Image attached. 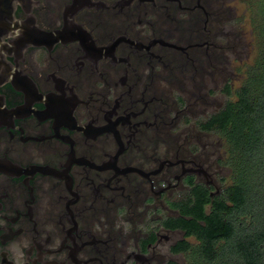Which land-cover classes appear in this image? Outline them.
Segmentation results:
<instances>
[{"label":"flooded vegetation","instance_id":"obj_1","mask_svg":"<svg viewBox=\"0 0 264 264\" xmlns=\"http://www.w3.org/2000/svg\"><path fill=\"white\" fill-rule=\"evenodd\" d=\"M232 14L231 0L16 4L0 31V264L184 262L179 198L221 191L197 122L246 65Z\"/></svg>","mask_w":264,"mask_h":264},{"label":"trees","instance_id":"obj_2","mask_svg":"<svg viewBox=\"0 0 264 264\" xmlns=\"http://www.w3.org/2000/svg\"><path fill=\"white\" fill-rule=\"evenodd\" d=\"M243 1L249 3L255 59L235 98L197 122L217 137L224 149L217 163L230 177L219 193L211 195L200 183L179 198V252L188 257L179 264H264V0ZM227 91L233 93L230 86Z\"/></svg>","mask_w":264,"mask_h":264},{"label":"rangeland","instance_id":"obj_3","mask_svg":"<svg viewBox=\"0 0 264 264\" xmlns=\"http://www.w3.org/2000/svg\"><path fill=\"white\" fill-rule=\"evenodd\" d=\"M233 21H236L232 24L235 30V33H240L239 36L242 37L243 45L245 48L242 50V57L245 59V64L243 67H240V63L237 62V70L232 72V82L234 84L232 91L233 93H226L222 91V86L213 84L211 87L212 100L214 104L212 105V111L220 109L228 100L235 98V91L243 83L246 71L249 65H251L255 59L257 53L256 40L253 33V27L250 20V11L249 3L244 2L243 0H231ZM216 146V155L215 159L224 155V149L219 146L217 137H214ZM213 170L222 177L220 182H218V188L222 189L223 185L229 181L230 170L224 166L215 163ZM182 237V233H179V239ZM189 240L195 242L194 237H189ZM187 255L185 253L179 254V261H186Z\"/></svg>","mask_w":264,"mask_h":264},{"label":"water","instance_id":"obj_4","mask_svg":"<svg viewBox=\"0 0 264 264\" xmlns=\"http://www.w3.org/2000/svg\"><path fill=\"white\" fill-rule=\"evenodd\" d=\"M20 0H0V31H4L13 19L14 9Z\"/></svg>","mask_w":264,"mask_h":264}]
</instances>
